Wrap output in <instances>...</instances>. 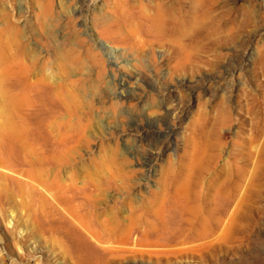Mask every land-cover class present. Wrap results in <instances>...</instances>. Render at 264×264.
I'll return each instance as SVG.
<instances>
[{"label":"rangeland","instance_id":"374dc122","mask_svg":"<svg viewBox=\"0 0 264 264\" xmlns=\"http://www.w3.org/2000/svg\"><path fill=\"white\" fill-rule=\"evenodd\" d=\"M199 7L190 39L165 31ZM222 11L232 31L203 26ZM0 85V264H103L42 219L44 189L85 188L68 209L116 239L177 219L186 175L182 238L105 264H264V0H0Z\"/></svg>","mask_w":264,"mask_h":264},{"label":"bare ground","instance_id":"6f19581e","mask_svg":"<svg viewBox=\"0 0 264 264\" xmlns=\"http://www.w3.org/2000/svg\"><path fill=\"white\" fill-rule=\"evenodd\" d=\"M211 9L212 8H206V7L200 8L199 7V9L196 13H192V14L186 15L184 17L174 16L172 18L166 19L167 20V27H166L165 31L169 32L171 35L173 34V37L175 38V40L177 42L183 43V41H186L187 39H190L192 37L188 33L190 32V28L194 24H196V23L201 24L202 20L207 21L205 14L209 13V11ZM218 14H219V18H220V21L222 24H218L216 19H212L211 21H209L208 27H207L206 22L203 24V26L206 28H213L214 27L212 30L213 32H215L219 29H222L223 27H225L227 29V31H232L234 29L235 23L237 22L235 17L232 14H228L224 11L218 12ZM0 88L2 89L1 85H0ZM2 158L3 157H0V177L1 178H3L4 176H7V175H5V172H2V170L4 168L8 167V165L4 164V160ZM128 174H130V173H128ZM195 175H197V174L195 173ZM195 175H194V178H195ZM197 177L198 176H196V178ZM189 178H190V175H186L184 181H182L180 183H175V188L173 185L170 186V188H169L170 192H168V197H170V200L168 199L166 201L167 198H164V201L160 205L162 212L164 211V215L168 211V214L177 215V219H178L179 215L181 218H183V215L185 213L193 212V210L196 208V205H190L189 202H186L187 199L190 197V187L188 184L189 180H190ZM194 180H193L192 184L195 182ZM16 183H17V181H16ZM65 187L70 192L69 195L67 194L68 196L65 198L62 197L64 194L60 191L61 189L59 190L60 186L58 187V189L56 191H52L51 190L52 188L50 189V191L47 189H44L45 193L48 195V201H49L48 204L49 205H46L48 209L44 208L45 203H47V201L46 202L44 201L45 198L43 200H41L42 204L41 203L40 204L43 205V206H41L42 219L45 222L47 221L54 228V230H56L58 232H62L64 234V236L66 237L64 240V243L68 244L69 252L73 253V251H75L76 253H81V254H84L86 252V248L88 246V244H87L88 241H86V239H85L86 236H85L84 232H86L88 235H90L91 239L95 242L96 245H98V247L100 249V256H99L100 258L98 259V262H101L103 264H105V262L108 260V258L110 256H111L110 258H112L114 255L116 256V254H118V255H121L122 257H126L127 253H129V252L131 253V251H133L134 248L131 246H128L126 244L131 243L134 246L136 244H139L143 240L149 241L151 243L153 242L155 244V243H158L157 241H160V239H162V238L168 240V239H175V238L181 237V235L178 232L173 231V229H172V226H173V224H176L177 219H175L173 221L161 220L160 228H156V227L152 226V227H149V229H143V228L141 229L139 226H137V228L136 227L133 228V229H135L134 231H132V232L127 231L126 234L123 235V236H125L124 238L120 237V238H116V239H111L110 237L105 238L102 236L99 237V235H95L97 232L95 234L94 233L92 234L87 230L86 225H84L83 221L75 219L79 215H75V213H73L72 210L68 209L69 207L67 205L68 201H70V200L75 201L77 199L79 200V197H82V198L85 197L84 199H86V197L89 196L86 193V189L85 188H76V189L74 188L72 190V189H69L71 186H69L67 184L65 185ZM41 189H42V187H41ZM54 189H55V187H54ZM62 190H65V189L63 188ZM98 190H100V188ZM84 199H83V201L85 202ZM83 201L82 200L79 201V204H78L79 207L85 206V203ZM62 202L65 205L62 204ZM49 216H50V218H49ZM185 220L190 222V219H188V218H186ZM203 223H204V219H203ZM73 224L74 225L76 224L77 233H75V235L73 237H71L69 235L70 233L69 234L67 233V232H69L67 230H68V228H69V230H71ZM192 224H193V222H192ZM148 238H150V240ZM118 241L121 244L116 246ZM170 244H172V243H170ZM157 245H159V244H157ZM163 246H165V245H163ZM141 250H143V249H141ZM146 250H144V251H146ZM134 251H133V253H134ZM137 251H139V250H137ZM148 251H150V249ZM96 258H98V257H96ZM91 260H94V258H91ZM90 263H91V261H90Z\"/></svg>","mask_w":264,"mask_h":264}]
</instances>
